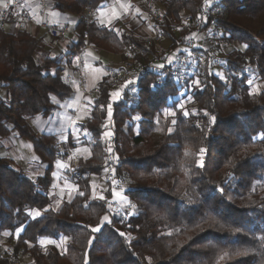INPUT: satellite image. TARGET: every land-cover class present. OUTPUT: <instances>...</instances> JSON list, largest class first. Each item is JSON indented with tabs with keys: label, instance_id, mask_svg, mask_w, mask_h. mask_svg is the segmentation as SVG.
<instances>
[{
	"label": "trees",
	"instance_id": "1",
	"mask_svg": "<svg viewBox=\"0 0 264 264\" xmlns=\"http://www.w3.org/2000/svg\"><path fill=\"white\" fill-rule=\"evenodd\" d=\"M50 1L51 8L79 16L66 56L85 46L127 53L145 74L115 100L111 77L100 79L80 126L89 134L83 144L90 156L77 159L68 175L73 195L53 210L47 192L60 145L56 135H38L29 119L51 114L53 97L65 99L73 89L56 57L35 61L40 38L0 28V87L7 90L0 98V138L13 131L30 140L46 165L31 178L0 156V239L16 236L10 251L0 252V264H18L20 255L28 264H264V89L248 83L250 76L264 81V0H160L164 16L153 27L165 47L97 23L87 11L106 0ZM184 13L193 27L181 23ZM195 31L215 33L220 49L227 48L218 65L222 79L200 46L203 60L184 69L183 81L176 60L166 61ZM150 59H163V68L148 67ZM107 122L110 152L103 140ZM75 145L69 137L65 146ZM109 155L132 213L109 210L110 183L103 199L92 196L91 180L103 177ZM36 209L45 210L29 213ZM106 215L102 230L92 232ZM59 236L68 237L63 250L40 243Z\"/></svg>",
	"mask_w": 264,
	"mask_h": 264
},
{
	"label": "crops",
	"instance_id": "2",
	"mask_svg": "<svg viewBox=\"0 0 264 264\" xmlns=\"http://www.w3.org/2000/svg\"><path fill=\"white\" fill-rule=\"evenodd\" d=\"M6 2L7 0H0V9L4 8L3 4ZM13 2L17 3L19 9L29 14L31 17L30 22L27 24L8 22L1 28L9 32L25 29L31 35L40 38L41 43L37 50L40 48L42 49L40 51L41 55L45 57L50 55V57H56L61 61V73L73 89L72 95L65 99L59 100L53 97L57 108L51 114L47 116L37 114L29 119L30 126L38 135H56L58 138L60 153L54 161V168L51 173L52 184L50 187H54L53 196H56L55 199L69 200L71 197L70 186H68L70 184L68 175L75 167L78 158L86 159L90 156L89 146L83 144L90 139L89 134L81 129L80 126L90 115L98 82L103 76L108 75L111 68L113 69L120 65L122 55L89 46L85 52L83 71L80 73L76 68L74 55L71 58L66 56L75 37L68 35L64 38H53L49 35L47 29L40 24L43 20L46 24L52 22L54 23L53 25H65L72 30L78 22L79 16L61 13L51 8L50 0L46 7H43L39 0H12L11 4ZM159 5L160 0H106L95 9L87 12L91 17L95 18L97 23L112 28L115 32L127 29L137 36L148 37L152 35L153 29L152 23L149 22L147 17V9L149 6L154 7ZM105 132H110V129H105ZM104 133L103 140L105 142L107 136ZM7 137H12V140L15 141L17 139L15 137L18 136L12 131ZM69 137L74 139L75 147L65 146ZM2 139L0 138V140ZM29 144L33 154L30 159H26L20 154L15 147L16 144L14 146L11 144L10 148L6 144H3L4 149L8 148V150H12L10 153L11 157H8L10 155L4 149H2L3 152L0 153V156L9 160L11 164H16V162L22 163L24 168H26V172L32 175L34 173L37 176L44 171L46 165L35 154L31 141ZM57 161L67 165V167L58 168L56 166ZM70 164L73 165L71 170Z\"/></svg>",
	"mask_w": 264,
	"mask_h": 264
},
{
	"label": "rangeland",
	"instance_id": "3",
	"mask_svg": "<svg viewBox=\"0 0 264 264\" xmlns=\"http://www.w3.org/2000/svg\"><path fill=\"white\" fill-rule=\"evenodd\" d=\"M207 1H208V3H211L214 0H207ZM154 7H160V6H154ZM68 16H70V15H68ZM186 16H187L186 13H184L182 16V19H181V23L187 24L189 27H193L195 24L194 21L193 20L188 21L185 18ZM48 23H47L48 25L54 24L52 22L51 23L48 22ZM151 23L153 24L154 22H151ZM172 24L174 25V30H175V28H178V26L176 27V23L173 22ZM152 29H153L152 35H150L148 37L146 36L143 38H145L148 41V43L153 42V43L157 44L158 46L165 47L167 45V42L165 43L163 38L155 32L153 25H152ZM207 35H210V38L208 40L205 39ZM191 36L193 38L192 37L189 38L186 45H183L181 47H177V48L169 51L170 53L166 56V59H167L166 61L168 62V60H170V61L176 60V63H175V66L177 67L175 69L176 73L183 72L184 69L191 70L193 60L198 59L197 62H199V63L202 62V60H203V57H202L203 53L198 52L196 50V48L200 46V48L206 49L207 53L211 57V60L214 64V67L216 68V71L219 72L221 77H223V70H222V67H220V66L218 67V65H219L218 62H220L219 60H221V57H222L223 53H225V50L227 48H224V46H222L220 49L219 45H217V39H216L215 33H207L205 31L200 33V32L195 31L191 34ZM182 49H183V52H182ZM41 50L42 49L39 48V50H37L36 53L34 54V59L37 63H40L42 61L43 57H45L44 55H41V53H40ZM121 55H122V60L120 62V65L116 68H113V69L111 68L109 70L108 75L110 77L117 76V73L122 70L123 62H125L127 60H129L130 62L131 61L133 62L132 58L130 56L128 57L127 53H125L124 55L123 54H121ZM169 58H171V59H169ZM57 60H58V58H57ZM162 60L163 59H155V60L150 59L147 62V66L154 68V63H155V65H158V64L162 65ZM58 62H59V60H58ZM60 63H61V61H60ZM142 68H143V66L137 65L133 62V66H132V68H130V70L134 73V71L142 69ZM128 80H131V79H129V78L125 79L122 82H119L116 86H113L111 84V87L113 88L112 92L117 91V90L121 91L122 85H124V87L129 86V85H125V82ZM250 81L252 82L251 83L252 89H254L256 91L264 89V81H261L254 76H250ZM6 97H7V90L5 88L0 87V98L5 99ZM108 128H106V130ZM15 138H17L16 139L17 141L12 140V137L3 138L2 140H0V153L3 152L2 151V149H4L3 144H6V146L9 148L11 147V144L13 146L16 144L15 147L20 152V154L24 158L30 159L33 156L32 150H31V147L29 144L30 141H28L26 138H22V137H15ZM59 138H61V137H59ZM4 151H6L8 155H10L8 157H11L10 153L12 150H8V148H5ZM12 166L14 168H16L17 170L22 171L26 175L30 176L31 178H35V176H36L34 173L32 175L29 172H26V168H24L22 163L16 162V164H12ZM72 166L73 165L70 164V170L72 169ZM111 167H113V166H110V163H109L108 167L106 168L107 172L104 171L103 177L92 179V182H93L92 183V196H95V197L103 196L104 190H106L107 185L110 183L112 185L111 186L112 193H113V191H116L120 195L117 197L113 196V198L109 199V201H108L109 210H111V212L118 214V215H120L119 212H122L123 210H128L130 213H132L133 209H134L133 204L127 199L126 196L123 195L124 184L123 183L121 184L115 178L114 179H111V178L108 179ZM118 184H121V185H119L121 188L120 187L115 188V185H118ZM68 186H70V197H71L73 194L74 188H75V184L71 181V179H70V184H68ZM53 189H54V187H50L48 189V192H47L50 199H51L47 208L57 210L58 208H60V206L62 204V199L61 198L55 199L56 196L55 195L53 196ZM120 197H124L125 199L122 200ZM47 208H45V209H47ZM45 209H42V210L36 209V210L31 211V212L29 211V213L31 215H36V212H39L41 214L44 212ZM106 216L108 217V220H109V216L108 215H106ZM7 238H8V235H6V234L2 235V237L0 239V252L5 251L7 246L14 245V243H15L16 236L13 237V239L11 241H9ZM67 240H68V237L59 236L57 239H41L40 243L44 247L48 246L50 244V245L56 247L57 249L59 248V250H63L62 246L64 245L65 242H67ZM49 241H51V242L49 243ZM17 263L18 264H28V263H30V258H27L26 256L22 257L20 255V259L17 261Z\"/></svg>",
	"mask_w": 264,
	"mask_h": 264
},
{
	"label": "built area",
	"instance_id": "4",
	"mask_svg": "<svg viewBox=\"0 0 264 264\" xmlns=\"http://www.w3.org/2000/svg\"><path fill=\"white\" fill-rule=\"evenodd\" d=\"M39 2L43 7H46L49 3V0H39ZM147 14H148L147 17H148L149 22H155V21L162 20L164 16V11L160 7L149 6L147 9ZM30 18L31 17L26 11L19 9L17 3L13 2L12 4H10L8 8L0 9V28L8 22H12L16 24H25V23L27 24L30 22ZM185 18L188 21L191 20L190 15H187ZM40 24L42 27L47 29L49 35L53 38H64L68 35H73L75 37L74 40H77L76 34L65 25H48L43 20L40 22ZM88 47L89 46H85L84 48L76 51V53L74 54L76 68L78 72L80 73L83 71V64H84L85 55H86L85 52ZM218 64L220 65V62H218ZM132 66H133L132 61L130 62L129 60H127L123 62L122 70L117 73V76L111 77L112 85L116 86L119 82H122L123 80L129 78L132 81H134L133 84L129 85L130 87H132L135 84L136 80L141 75L145 74L144 68L136 70L133 73L130 70ZM178 77L180 78L181 81L185 79L184 70L183 72L179 73ZM108 127L110 128L109 133H111V135L106 137L105 143L109 148H111L113 144L114 135L112 132V127L109 123L106 125V128ZM112 159H113V156L109 155L110 166H112L111 165ZM110 178L114 179V168L113 167L110 168L108 179ZM10 249H11V246H7L6 251H10Z\"/></svg>",
	"mask_w": 264,
	"mask_h": 264
},
{
	"label": "snow or ice",
	"instance_id": "5",
	"mask_svg": "<svg viewBox=\"0 0 264 264\" xmlns=\"http://www.w3.org/2000/svg\"><path fill=\"white\" fill-rule=\"evenodd\" d=\"M11 2H12V0H7V2L3 4V7H4V8H8V7L10 6ZM206 2H207V0H206ZM169 59H171V58H169ZM156 67H157V68H163V65H159V64H158V65H156ZM222 78H223V77H221V79H222ZM133 83H134V81H132V80H128V81L125 82V85H131V84H133ZM199 83H200L199 81H193V84H194L195 86H199ZM248 83H249V85H251L252 82L249 80ZM121 87L123 88L124 85H122ZM250 94H251V93H250ZM120 96H121V91H120V90H117V91H114V92L111 93V98H112L113 100L119 98ZM180 107L183 108V105H180ZM112 111H113L112 105L109 104V105H108V115H109V117H111V115H112ZM165 112H166V114L169 115V116L175 115L174 112L168 111L167 109L165 110ZM184 115L187 116V115H188V112L185 111V112H184ZM212 119L214 120L215 117H213ZM173 123H175V121H173ZM169 131H171V129H169ZM104 135H105V136H110L111 133H109V132H105ZM110 151H111V149L109 148V152H110ZM203 152H204V149H201V153H203ZM202 163H203L202 159H201V160H197V164H198V165H202ZM56 166H57L58 168H64V167H67V165L61 163L60 161H57V162H56ZM105 171L107 172V169H105ZM112 194H113L114 197H117V196L120 195V194H119L118 192H116V191H113ZM80 195H83V193H80ZM100 198L103 199V196H101ZM120 198H121L122 200L125 199L124 197H120ZM133 207H134V205H133ZM36 215L39 216L40 213H39V212H36ZM107 220H108V217L105 216V217L103 218V220L101 221V224H100V225H97L96 227H92V228H91V231L94 232V233H96V232H100V231L102 230V227H101V226H102L104 223H106ZM120 235L123 236L124 233H120ZM50 242H51V241H49V243H50ZM90 243H91V241H90Z\"/></svg>",
	"mask_w": 264,
	"mask_h": 264
}]
</instances>
